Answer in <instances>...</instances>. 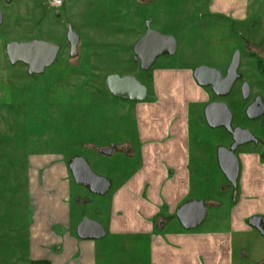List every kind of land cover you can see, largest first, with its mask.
Masks as SVG:
<instances>
[{
    "label": "rangeland",
    "instance_id": "1",
    "mask_svg": "<svg viewBox=\"0 0 264 264\" xmlns=\"http://www.w3.org/2000/svg\"><path fill=\"white\" fill-rule=\"evenodd\" d=\"M147 1L114 0L118 3L115 7H102L103 4H96L91 9L87 7L83 13L87 24H79L84 37L74 57L67 48V21L61 11H45L41 0L22 1V5L7 2L2 6L5 20L0 27V264H11L18 256L24 257L27 237L22 224L30 222L33 208L27 189V169L32 159L43 156L42 153H62L68 160L83 156L94 173L113 182V188L106 195L99 196L75 184L71 178L73 192L82 195L84 200L82 205H78L76 200L72 202L73 217L80 219L85 213L89 219L105 225L109 223L111 196L127 172L122 147L128 143L138 151V142L137 104L112 97L107 89L108 77L130 75L150 84L155 70L165 66L189 67L192 71L206 66L224 71L222 66L239 51L240 72L246 73L254 91L264 94V72L259 70L260 64L254 58L257 54L264 62V0L249 1V19L243 25L231 19L226 22V18L210 16L204 0H156L154 11H151L153 14L148 10L141 12L144 8L140 5ZM120 4L124 6L118 7ZM74 6L80 8L82 2L77 1ZM126 7L130 13L124 19L133 31L124 26L123 30L112 29L114 21L110 25L102 14ZM153 18L152 29L163 35L172 33L178 46L174 56L159 58L145 72L135 61L134 46ZM71 19L78 20V16ZM256 23L257 26L253 27ZM35 37L63 45L64 50L44 75L31 77L25 66H11L6 46ZM239 86L240 83L230 97L223 99L238 119L247 105L239 97ZM185 89L184 85L178 87L171 97L185 104L193 95L189 87L187 92ZM206 91L213 101L215 96L209 89ZM124 105H132V111L129 106L125 111ZM204 107V104H195L190 108L189 170L193 192L189 198L193 201L220 198L226 186L232 193L216 160L217 149L226 145L229 137L222 129L215 130L206 125ZM263 122L264 118L259 124ZM110 143L118 146L115 153L112 156L100 154L102 148L99 147ZM252 150L249 146L243 151L252 153ZM234 197L224 202L222 212L208 208L206 221L197 229L183 230L177 220L173 224L174 229L185 233L226 229ZM253 231L232 237V264H264V237ZM98 241L106 247L109 261L112 251H124L123 245L114 239L105 237Z\"/></svg>",
    "mask_w": 264,
    "mask_h": 264
},
{
    "label": "crops",
    "instance_id": "2",
    "mask_svg": "<svg viewBox=\"0 0 264 264\" xmlns=\"http://www.w3.org/2000/svg\"><path fill=\"white\" fill-rule=\"evenodd\" d=\"M204 1L208 4L210 16H218L222 20L226 18V22L231 19L242 25L249 19L250 0ZM164 35L175 37L172 33ZM231 60L229 58L222 67L226 69ZM194 71L189 67L177 69L172 66L156 69L154 78L151 75L150 84L138 80L147 88V96L142 102L113 96L107 84L112 97L137 104L138 151L128 143L122 147L127 172L111 196L109 223L105 225L96 219L91 220L100 223L106 232L105 237L119 241L124 251H112L109 261L107 249L100 241L78 237V226L86 215L83 213L80 219L73 217L72 202L76 200L78 205H82L84 200L71 188V178L74 179L69 169L70 160L62 153H42L43 156L32 159L27 169V189L33 208L30 222L22 224L26 229V251L24 257L18 256L11 264H29L31 260H47L51 264H104L106 260L107 264L111 261L113 264L233 263L232 237L241 232H254L249 224L250 219L264 217V162L257 154L241 156L239 190L233 199L226 229L185 233L176 231L173 226L175 220L178 221L176 214L180 207L193 201L189 198L193 192L189 170L190 108L195 104L206 107L210 101L206 87L197 84ZM183 85L186 86L185 92L189 87L193 94L185 104L171 97ZM124 106L125 111L128 106L132 111V105ZM204 119L209 127L205 115ZM106 145L99 147L102 148L99 153L112 149L111 155H106L112 156L118 146L111 143ZM218 150L216 160L220 169ZM224 178L227 180L225 175ZM226 187L222 197L203 200L207 206V216L208 208L222 212L224 202L232 198Z\"/></svg>",
    "mask_w": 264,
    "mask_h": 264
},
{
    "label": "water",
    "instance_id": "3",
    "mask_svg": "<svg viewBox=\"0 0 264 264\" xmlns=\"http://www.w3.org/2000/svg\"><path fill=\"white\" fill-rule=\"evenodd\" d=\"M3 18L0 15V24ZM68 41L71 44V56L77 55V47L80 42L78 35L69 29ZM177 50V41L171 35H163L158 31L149 29L146 34L134 46L135 61L140 62L143 71H149L162 56H173ZM7 56L12 65L19 62L29 67L28 74H43L45 69L53 66L60 53V46L41 40L30 42H11L6 47ZM241 54L236 52L228 68L227 76L214 68L202 66L194 71V77L201 87H211L219 97L229 95L234 84L239 79ZM111 94L117 98L131 102H142L147 96V88L137 79L131 76L121 77L112 75L107 80ZM247 87H243L244 97L247 98ZM260 104V105H259ZM250 119H256L264 115V103L258 100L247 110ZM207 124L212 129L226 128L234 135L235 144L231 150L219 148V166L227 180L234 188L238 187L240 178V162L235 150L244 144L256 141L248 130L232 129L233 114L225 102L210 103L205 109ZM113 146V145H112ZM103 155H111L112 149L102 150ZM69 169L74 182L88 189L92 194L103 196L111 188V181L93 172L88 161L81 156L70 160ZM176 217L183 229L190 231L201 226L207 218V206L203 201H191L177 211ZM249 224L264 236V217L256 216L250 219ZM77 234L83 240H99L105 237L103 226L87 217L83 219L77 229Z\"/></svg>",
    "mask_w": 264,
    "mask_h": 264
},
{
    "label": "flooded vegetation",
    "instance_id": "4",
    "mask_svg": "<svg viewBox=\"0 0 264 264\" xmlns=\"http://www.w3.org/2000/svg\"><path fill=\"white\" fill-rule=\"evenodd\" d=\"M22 1H27V0H0V15L3 18V22H2V24H0V27L3 26L4 20H5V12H4V9H2V6H4L7 2H13L16 5H22L21 4ZM77 1L82 2V7L78 8V6L77 7L74 6V3L77 2ZM129 1L130 0H127V2H129ZM41 2H42L41 3L42 4V8H44L45 11H46V9H47V11H50V10L52 11L53 9H58V11H61L62 15L65 17V19L67 21V23H66V31H65V38H66V43L68 45L67 48H68L69 54L71 53V44L68 41L69 29H70V27H72V30L80 38V42H79V45L77 47V52H78V48H79V46H80V44L82 42V38L84 37V35L82 33V30L80 29V25L79 24L80 23H83L84 25L87 24V21H85L84 17H83V13L86 11V8L88 7L89 9H91V7H96V4H98V5L103 4L104 6H102V7H107V6L112 7V6L118 4L117 2L114 3V0H62L61 4L59 6L53 5L52 0H41ZM155 2H156V0H151V2H149V0H148L147 3H144V4L140 5L141 7L144 8V11H141V12L145 13V11L148 10L147 12H150V13L153 14V12H151V11H154L153 7L155 5ZM43 4H45L46 7ZM122 6H124V5L120 4L118 7H122ZM127 7L125 9L120 8L119 11H117V12H108L107 11V13L104 12L102 14L103 17L106 18L110 22V25L113 24L111 21H114L113 25H115V26H113L112 29H114V27H115L114 30H117L118 28H120V30H123L122 28L124 26V28H126L128 31H133V29L131 27H129V24H128L127 20L124 19V18H127L129 13H130L129 12V8L127 9ZM148 7H150V8H148ZM77 16H78V20H75V21L72 20V19L70 20V18L77 17ZM76 21L78 22V24H76ZM152 23H154V18L151 19V21L148 22V24L145 26L144 31H143L144 32L143 35H145L146 32L149 29H152V27H151ZM152 30H154V29H152ZM33 40H41V41L48 42L47 40H42V39H40L38 37H35L32 40L25 41V42H30V41H33ZM20 43H24V42H20ZM53 44H55V43H53ZM56 45L60 46V53H59L58 58H57V61H58L59 57L62 56L64 47H63V45H60V44H56ZM6 54H7V52H6ZM254 58L257 60V63L259 61L260 62L262 61V63L264 64L263 60L259 59L257 54H256V56L254 55ZM8 60H9V58H8ZM9 63H10V61H9ZM18 65L25 66L26 67V72L28 73L29 67L27 65H25V64H23L21 62L15 64V65L11 64V66H13V67H16ZM229 66L224 71H220L222 73L223 77L227 76V72H228ZM240 67H241V65H240ZM47 69H45L44 73L46 72ZM44 73L40 74V75H44ZM40 75L34 74V75H30V76L31 77H36V76H40ZM239 76L240 77L236 81V83L234 84V87H233L231 93L229 95L225 96V97L217 96L213 92L211 87H207L206 90L209 89L212 92V94L215 96V99L213 101L212 100L209 101L208 104L214 103V102H224L223 99H225L226 97H230L232 95V93L234 92V89H235L236 85L238 83H240V86H239V97L241 98L242 103H246L247 105H246L245 109L242 111V115L239 117V119L231 111L232 114H233V119H232L231 126H232L233 130H235L237 128H240V129H243V130H248L249 132H251V134L255 137V140H256V141H252L250 143L241 145L235 150V154L237 155L238 160L240 162V172H241V162H242L241 156H243V155L249 156V155L254 153V154H257L258 156H260L261 161L264 162V130H263L264 122L262 124H259L260 121L264 118V115L259 117V118H256V119H250L249 116L247 115L248 108L251 105H253L255 102H257L258 100H261L264 103V94L254 91V87H253L251 81L248 80L245 72H240V68H239ZM245 84H248V86H249V87H247V94H248L247 98L244 97V92H243V87H244ZM207 93H208V91H207ZM209 96L210 95L208 94V97ZM206 107H207V105H206ZM206 107H205V109H206ZM204 115H205V112H204ZM219 129H222L224 131L225 135H227L229 137L228 138V143L226 145H224V146H220L219 148L223 147V148H227L228 150H231L233 148L234 144H235L233 133L228 131L226 128H219ZM249 146H251L252 149H253L252 153H249V152L247 153L246 151H243ZM229 184H230V186L232 188V193H231L232 196L236 195L238 190H239V187L238 188H234L231 185L230 182H229ZM262 226L264 228V224H262Z\"/></svg>",
    "mask_w": 264,
    "mask_h": 264
},
{
    "label": "trees",
    "instance_id": "5",
    "mask_svg": "<svg viewBox=\"0 0 264 264\" xmlns=\"http://www.w3.org/2000/svg\"><path fill=\"white\" fill-rule=\"evenodd\" d=\"M260 65L258 66L259 67V70L263 73L264 72V66L262 67V61L260 62H258ZM29 264H51L49 261H47V260H31L30 262H29Z\"/></svg>",
    "mask_w": 264,
    "mask_h": 264
},
{
    "label": "built area",
    "instance_id": "6",
    "mask_svg": "<svg viewBox=\"0 0 264 264\" xmlns=\"http://www.w3.org/2000/svg\"><path fill=\"white\" fill-rule=\"evenodd\" d=\"M61 1L62 0H52L53 5H55V6H59L61 4Z\"/></svg>",
    "mask_w": 264,
    "mask_h": 264
}]
</instances>
